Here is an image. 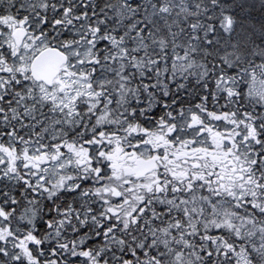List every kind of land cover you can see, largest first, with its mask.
I'll list each match as a JSON object with an SVG mask.
<instances>
[{
    "label": "snow or ice",
    "instance_id": "1",
    "mask_svg": "<svg viewBox=\"0 0 264 264\" xmlns=\"http://www.w3.org/2000/svg\"><path fill=\"white\" fill-rule=\"evenodd\" d=\"M0 264H264V0H0Z\"/></svg>",
    "mask_w": 264,
    "mask_h": 264
}]
</instances>
